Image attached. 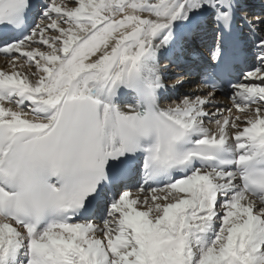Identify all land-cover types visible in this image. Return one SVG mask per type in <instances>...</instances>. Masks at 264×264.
I'll list each match as a JSON object with an SVG mask.
<instances>
[{
	"label": "snow or ice",
	"instance_id": "obj_1",
	"mask_svg": "<svg viewBox=\"0 0 264 264\" xmlns=\"http://www.w3.org/2000/svg\"><path fill=\"white\" fill-rule=\"evenodd\" d=\"M250 8L0 0V264H264Z\"/></svg>",
	"mask_w": 264,
	"mask_h": 264
},
{
	"label": "bare ground",
	"instance_id": "obj_2",
	"mask_svg": "<svg viewBox=\"0 0 264 264\" xmlns=\"http://www.w3.org/2000/svg\"><path fill=\"white\" fill-rule=\"evenodd\" d=\"M262 9H264V7L263 8H259L257 11L255 10L253 12L259 13L260 11H262ZM4 64H5V61H4L3 57H0V66H3Z\"/></svg>",
	"mask_w": 264,
	"mask_h": 264
}]
</instances>
